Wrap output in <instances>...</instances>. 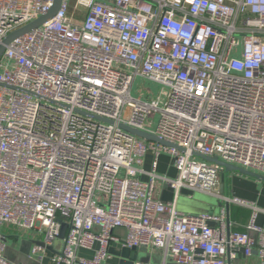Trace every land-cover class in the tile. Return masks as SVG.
Returning a JSON list of instances; mask_svg holds the SVG:
<instances>
[{
    "label": "built area",
    "instance_id": "obj_1",
    "mask_svg": "<svg viewBox=\"0 0 264 264\" xmlns=\"http://www.w3.org/2000/svg\"><path fill=\"white\" fill-rule=\"evenodd\" d=\"M52 5L0 0V44ZM137 77L163 86V101L132 97ZM195 153L264 176V0H62L52 19L5 47L0 230L42 235L31 257L41 261L67 225L52 264H104L115 244L158 250L163 264H226L238 251L264 264L259 210L218 195L220 168ZM162 154L172 179L155 171ZM158 182L171 201L155 196ZM181 191L251 208L246 231H231L225 210L180 213ZM121 228L122 239L113 234ZM3 240L0 232V264H12Z\"/></svg>",
    "mask_w": 264,
    "mask_h": 264
},
{
    "label": "crops",
    "instance_id": "obj_2",
    "mask_svg": "<svg viewBox=\"0 0 264 264\" xmlns=\"http://www.w3.org/2000/svg\"><path fill=\"white\" fill-rule=\"evenodd\" d=\"M153 160V154L148 151L143 160L142 168L149 171L151 168V163ZM156 173L160 176L172 179L176 176V171L171 165L170 158L162 154L158 157L157 166L155 169ZM143 181L146 180L145 177L141 178ZM155 196L162 202H169L173 198V190L167 188L164 184L160 182L156 183L155 186ZM216 193L223 197L237 198L239 200H244L249 204L253 205L258 211L255 217V226L264 229V182L260 179L252 178L243 174H230L226 173L224 170L220 169L219 180L216 185ZM177 209L180 213L185 215H199V214H214L219 215L222 210H225L226 218L230 222V230L233 232L242 233L246 231V226L250 222L252 209L248 207H240L232 203H226L222 199L212 196L209 194H203L198 192H187L181 191L179 196L176 198ZM4 231V230H3ZM35 234V233H34ZM253 236L252 233H250ZM25 236L28 238V244L26 245V250L30 249L24 253L21 252L22 246H16L17 255L12 257L16 264H52L50 258L53 254L58 253L61 250L62 242L61 239L54 241L51 248H48L44 257L41 261L30 256L31 249L35 244H39L42 241V235L36 233L32 235L26 233ZM13 236L10 234L9 238ZM14 240V238H12ZM25 239V237H24ZM16 241V243H17ZM15 243V244H16ZM147 257L142 258V254L138 256V262L142 264H163L164 258H162V253L158 250L154 251L147 249ZM79 257L91 258L93 251L79 250L77 252ZM235 259L227 258L226 264H263L262 260L255 254L246 257L242 256L241 252H235ZM13 264V263H12Z\"/></svg>",
    "mask_w": 264,
    "mask_h": 264
},
{
    "label": "water",
    "instance_id": "obj_3",
    "mask_svg": "<svg viewBox=\"0 0 264 264\" xmlns=\"http://www.w3.org/2000/svg\"><path fill=\"white\" fill-rule=\"evenodd\" d=\"M52 1H53V5L50 8V10L46 12V14L38 17V19H36L32 22H29V24L25 25L24 27H21L17 30H14V31H12V33L7 35V37L0 44V59L3 56V51H4L5 47L9 43H11L14 39L30 33V31L39 28L41 25L46 23L48 20L52 19V17L56 14L58 9L60 8L62 0H52ZM95 119L100 120L99 118H95ZM108 122L112 123L110 121H108ZM120 127L131 136L139 137V138H141L145 141H148V142H153V143L156 142V143H159L165 147H171V146L176 147L173 144H169V143L159 139L155 135H150V134H147L143 131L134 130V129H131L125 125H121ZM177 149L180 152L183 151L180 148H177ZM194 156L196 158L200 159L201 161L205 162V163L208 162V163H211V164L218 166L221 170H224L226 173L232 171V172H236V173L243 174L246 176H250L252 178L260 179L261 181L264 182V176L254 174L253 172L242 169V168L240 169L236 166L225 163L224 161L222 162L217 158H211L208 156L204 157V156L197 154V153H195ZM211 225H213V224H211ZM66 229H67V225H63L59 239H61V240L63 239V236L65 234ZM113 234L118 236L120 239H122L125 236V229H123V228L115 229ZM146 252H147V248H145V247H139V249L127 248V247L122 246V244L121 245L115 244L108 249L109 258H107V260L105 261L104 264H142V263H137L138 259H139L138 256H139V254H145ZM253 254H255V253H253Z\"/></svg>",
    "mask_w": 264,
    "mask_h": 264
},
{
    "label": "rangeland",
    "instance_id": "obj_4",
    "mask_svg": "<svg viewBox=\"0 0 264 264\" xmlns=\"http://www.w3.org/2000/svg\"><path fill=\"white\" fill-rule=\"evenodd\" d=\"M132 91H131V95L132 97H141L142 100L144 101H148V102H152L153 100H157L159 102H162L164 99V92L166 91L165 88L161 85H158L156 83H150L146 80H143L139 77L135 78L134 83L132 84ZM149 121L147 124V127H149V129H153V127H155L156 122L158 121V115L153 113L152 115L149 116ZM230 174H237L240 175L239 173L236 172H228ZM4 230V231H3ZM1 234L3 235L4 238V244H5V249H4V253L3 255L5 256L6 260L16 264V262L14 261V259H12V257L17 255V247L18 245L21 244L22 248H21V252L24 253L25 251L27 252V250L29 251L30 249L26 250V245L28 244V241L26 239H28L25 234H31L32 232H28V231H24L21 229H16L14 227L11 226H3L0 230ZM12 235L14 238V240L12 238H9V235ZM32 235H36V233H32ZM25 237V239H24ZM19 238V239H18ZM20 241L19 242L17 241ZM17 241V243H16ZM23 242V244H22ZM16 243V244H15ZM147 257V253L142 254V258H146Z\"/></svg>",
    "mask_w": 264,
    "mask_h": 264
}]
</instances>
